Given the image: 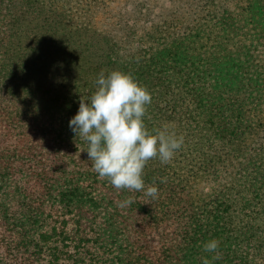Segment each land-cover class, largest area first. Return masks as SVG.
Returning <instances> with one entry per match:
<instances>
[{
    "label": "trees",
    "instance_id": "16d2710c",
    "mask_svg": "<svg viewBox=\"0 0 264 264\" xmlns=\"http://www.w3.org/2000/svg\"><path fill=\"white\" fill-rule=\"evenodd\" d=\"M120 4L0 0V264H202L212 239V264H264V0ZM102 71L184 138L145 166L155 199L101 178L69 128Z\"/></svg>",
    "mask_w": 264,
    "mask_h": 264
},
{
    "label": "clouds",
    "instance_id": "9594fccd",
    "mask_svg": "<svg viewBox=\"0 0 264 264\" xmlns=\"http://www.w3.org/2000/svg\"><path fill=\"white\" fill-rule=\"evenodd\" d=\"M151 100V93L131 75L112 71L105 76L102 71L94 93L86 100L81 98L69 128L86 143L91 166L101 178H107L117 190L143 192L155 199L158 188L145 186V166L152 158L168 164L182 148L184 138L167 125L155 134L147 130L144 117ZM131 203L127 199L118 206ZM218 249V240L204 242L203 251L213 255L211 260L204 257L202 264L220 259Z\"/></svg>",
    "mask_w": 264,
    "mask_h": 264
},
{
    "label": "rangeland",
    "instance_id": "374dc122",
    "mask_svg": "<svg viewBox=\"0 0 264 264\" xmlns=\"http://www.w3.org/2000/svg\"><path fill=\"white\" fill-rule=\"evenodd\" d=\"M128 0H122V4H120V7H123V5L127 2ZM166 1V0H165ZM169 1V0H167ZM171 1V0H170ZM173 2L179 3V0H173Z\"/></svg>",
    "mask_w": 264,
    "mask_h": 264
}]
</instances>
